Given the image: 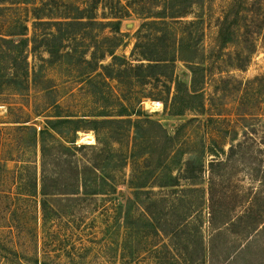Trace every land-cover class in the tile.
Listing matches in <instances>:
<instances>
[{
    "label": "rangeland",
    "instance_id": "obj_1",
    "mask_svg": "<svg viewBox=\"0 0 264 264\" xmlns=\"http://www.w3.org/2000/svg\"><path fill=\"white\" fill-rule=\"evenodd\" d=\"M190 1L194 4L185 17L166 19L165 25L142 26L160 21L147 17L159 11L161 0H0V37L18 42L25 26L30 40L25 52L26 88L3 85L0 90V264H158L171 259L162 247L169 240L155 232L159 226L141 230L135 218L146 208L153 223L161 219L164 224L171 196L166 185L173 178L181 186L177 189L187 182L201 183L198 187L204 189L198 210L203 244L190 247L192 261L264 264L261 228L251 237H241L264 216V0ZM133 9H141L143 14L137 15ZM80 11L83 19H73ZM117 20L118 31L111 25ZM77 21L82 23L64 25L58 31L57 27L35 24ZM167 27L177 39H183L181 57L199 62L175 61L171 81L160 78L138 86L129 78L132 72L122 73L120 83L89 72L96 62L111 63L107 54L101 59L110 50L133 66L148 64L135 44L146 45L163 29V45L172 46ZM48 33L54 37L41 42ZM33 36L35 43L31 42ZM160 46H150L148 52L160 50ZM49 47L57 51L52 58ZM4 69L1 62L0 70ZM177 81L183 86L180 98L193 93V87L202 93L203 108L198 113L171 112ZM19 82L22 80L17 79ZM190 100L193 102L186 96L182 99ZM120 103L127 111L125 117L115 116L122 109ZM102 111L110 116L105 119L147 118L158 123L163 131L153 126L147 136H164L162 142L182 129L162 165L147 162L153 171L146 189L149 192L138 198L127 184L134 171L136 178L139 171H145L146 164L129 158L134 130H125L118 143L112 142L119 155L108 180L115 191L76 201L58 196L55 209L64 214L53 218L51 255L44 259L40 251V131L47 129L49 120H76ZM62 131L63 139L52 131L51 137L44 135L46 143L58 141L68 146L65 142L72 136ZM105 134L102 130L99 135ZM75 141L76 145H94L95 133L79 131ZM157 146H152V153L158 160L161 147ZM87 153L89 150H84L79 155ZM188 200L194 206L199 203L195 195ZM127 215L134 221L126 226ZM243 215L245 219L231 233L212 238L222 222ZM233 233L240 238H234ZM234 245H243L245 256L226 260L227 247ZM182 259L176 264H185Z\"/></svg>",
    "mask_w": 264,
    "mask_h": 264
},
{
    "label": "trees",
    "instance_id": "obj_2",
    "mask_svg": "<svg viewBox=\"0 0 264 264\" xmlns=\"http://www.w3.org/2000/svg\"><path fill=\"white\" fill-rule=\"evenodd\" d=\"M191 3L192 2L190 0H161L159 11H156V13H154L155 15L147 17L155 18L160 21H150V23H144L142 26L165 25L167 24L165 21L166 19L175 20L178 18H183L186 16L188 8L192 7L194 4ZM133 10L137 15L143 14L140 13L141 9ZM77 16L78 17H73V19H83L81 11ZM75 23L81 24L82 22H38L35 24L40 26L46 24L52 28H58L64 25L71 26ZM111 25L114 30L118 31L120 21L117 20L114 23H111ZM59 29L60 28H58L57 31ZM170 31L171 29L168 32L170 33L172 46H168L167 44L163 45L166 39V34L163 29L157 31L156 35L152 37L154 39H150L148 43L144 45L146 46L145 48L141 45L142 43L137 41L135 44V50L138 48L140 49V57H142L143 60L148 61V64H139L137 66H133L131 63H127L115 56L114 52L110 50L102 55L101 59L105 58L107 54V56L111 57V63L108 65H98L96 62V67H92L89 72L96 73V76L99 77L116 79L119 83L121 82L120 76L122 73L132 72L133 74L130 75L129 78L135 81V84L138 86L144 85L149 81H160V78H165L168 81H171L173 77V71L171 68L173 67L175 61L181 60L189 63L192 61L193 63L199 62L194 61L195 59L188 60L181 57L183 39L182 37L177 39L175 33ZM26 32L27 27L24 26L23 31L18 34V36H21L18 42H15L12 39H4L0 37V63L3 62L6 65V69L0 70V90L3 89V85L6 88L20 86L15 87L18 88V90H23L26 88L23 84V81H27L29 74L27 56L25 52L30 42V40L25 35ZM34 36L31 39V42L35 43L36 40ZM50 37H54V34L48 33L44 35V37L41 39V42L48 43ZM157 43L161 45L159 47L161 49L158 50L152 48V53L148 52V47L154 46ZM35 49L36 46L33 47V51H35ZM47 52L51 58L54 56V54H57V51L52 50L50 47L47 49ZM123 64L125 67H122ZM98 70H100V72H98ZM158 70H162L163 72L168 71L169 75H166L163 72L158 73ZM194 71L195 68L191 69V72ZM17 79L22 80V83H17ZM182 87L183 86L179 81L175 83V95L173 97L171 112H173L175 115H183L185 112L198 113V110L203 108L202 93L196 92L195 87H193V93H185V96L188 99H192L193 102H191V100L190 102H184L182 99L185 96L180 98ZM119 106L122 109L120 111H116L115 116H127L125 114L127 111L122 103H120ZM55 117L59 118L60 116ZM107 117L110 116L102 111L95 115H82V118L76 120H49L46 123L47 129L40 131L41 164L39 205L43 235V242L41 244L40 251L44 259L48 260L51 255L50 243L53 236V218L64 214L55 209V199L58 196L64 197L68 201H76L80 198L93 197L109 193L110 191H115V185L111 183L112 180H108L110 178L108 175L116 168L113 166V164L117 159V155H119L114 151L112 142L118 143V138L125 134V130H134L129 158L133 160L141 159L142 163L146 164L143 166L145 171H139L140 176L137 178V171H134L133 177L129 179L127 184L129 185V188L133 189L132 195L138 198V195H144L145 193L149 192L146 189L149 187L153 171L149 169L147 162L154 163L158 161L159 166L162 165L163 161L167 157V154H169V151L172 150L175 142L178 141L180 135L179 130L182 129V127H180L173 137L166 136L164 138L165 141L162 142L161 139L164 136H156L154 139H151L147 136L148 132H150L151 127L153 126L162 130L161 126L152 120L147 118L136 119L134 121H131L130 119H105ZM125 125H128V129L127 127L125 128ZM62 130L72 136L70 141L65 142L69 144L68 146L58 141L54 142L52 145H48V143H46L44 135L51 137L50 131H52L61 137L63 134ZM87 130L93 131L95 133L96 143L94 145H76V134L79 131ZM102 130L106 133L104 137L99 135ZM156 145H158L157 147H161V151L157 150L159 154L158 160L154 159L152 153V146L156 147ZM84 150H89V153L86 155H79ZM188 179L189 178H185L186 181ZM178 183V180L173 178L172 181H170V184L166 185L168 186L166 188H170L171 190V196L169 200L170 202L166 207L168 211L163 217V225L160 223L161 219H156L153 223L151 218L152 215H150V211H147L146 208H143L145 211L142 209L143 211H141L138 217L135 218V224H141L142 226L139 229L143 230L145 227L148 228L149 226L153 227L154 225H157L159 227H155L156 234H161L169 240V244L164 243L162 247L165 249L166 253H168L171 259L166 258L163 261H159L158 264H176L177 261L181 259V257L183 258L182 260L185 262V264H196L197 261H192L190 259L189 249L191 246H195V244H203L202 225H200L201 217L199 216L200 211L198 212V210L201 208L203 203L204 189L202 187H198L201 183L194 184L188 182L181 189H177L180 186ZM192 195H195L199 201V203L195 206L191 201L188 200V198ZM242 219H245V215L228 218L215 229V233L213 234L212 238L222 237L227 235L229 232L231 233L232 229L237 227L236 225L240 224ZM132 221H134V217L130 215L124 217L126 226L128 224H132ZM160 226H168V229H163ZM257 228H261L260 230L264 232V216L260 220H257L256 226L250 229V231L246 232V235L241 236L237 235L236 233H233L232 235L234 238H240V236L243 238L251 237L253 233L258 231ZM248 243L245 245L246 247L249 246ZM181 244L184 245V247H182ZM242 246L243 245H234L227 247L228 253L226 260L231 257L234 258V256L235 258L236 256L237 258L244 257L246 250ZM155 250L156 249H154L153 252L157 253L158 251Z\"/></svg>",
    "mask_w": 264,
    "mask_h": 264
}]
</instances>
